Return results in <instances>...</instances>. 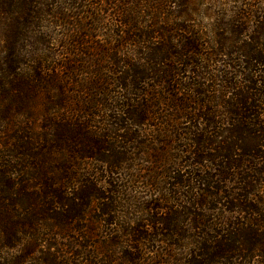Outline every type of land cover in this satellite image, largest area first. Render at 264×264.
Listing matches in <instances>:
<instances>
[{"label": "trees", "instance_id": "obj_1", "mask_svg": "<svg viewBox=\"0 0 264 264\" xmlns=\"http://www.w3.org/2000/svg\"><path fill=\"white\" fill-rule=\"evenodd\" d=\"M63 1L0 0V128L4 130L0 132V264L63 263L53 243L59 233L73 234L65 249L72 257L84 258L82 264H94L95 256L103 257L104 264H114L105 254L119 247L132 251L122 263L135 264L142 260L136 253L150 244L156 249L155 262L149 264H264V218L257 223L250 219L258 213L250 201L264 186V171L256 168L261 152L253 148H264V10L259 8L263 4L232 0L238 5L231 13L234 19L217 27L224 33L211 46L205 48L200 35L191 36L183 27L175 31L184 35L170 36L163 49L154 46L155 41H163L158 31L137 34L135 21L124 18L123 10L133 2L107 0L114 2L115 10L122 5L115 12L121 20L112 38L117 44L107 50L105 62L100 60L107 63L98 68L100 82H91L89 88L86 81L73 82L80 88L75 94L85 95L89 89L97 94V114L90 111L91 118L84 119L78 109L66 111L72 105L69 96L40 102V94L56 83L50 74L57 70L45 68V59L31 51L48 43L42 32L32 39L33 28L41 27L49 12L57 24L74 21L71 28L77 31L66 33L65 47L67 55L76 58L87 55L78 47L91 38V29L80 32L88 29L82 21L100 22L98 12L79 13L75 0ZM62 3L67 5L64 10L72 8L71 16L62 13ZM188 3L175 2L180 14L188 13ZM250 23L249 36L242 39L247 29L240 27ZM173 42L179 43L178 48ZM125 48L132 49L127 56ZM80 61L74 59L63 67L79 77L72 65ZM105 73L113 79H104ZM112 89L120 95L111 96ZM168 89L178 93L170 94ZM22 116L25 123L20 126ZM180 124L191 125L179 128ZM151 146L165 149L155 152L159 157H149ZM213 152L216 157L210 160L208 153ZM135 162L151 167L149 176H138L145 188L166 196L141 208L142 219L132 222L126 234L118 231V236L110 234L106 242L91 246L97 232L93 219H103L105 228L117 219L116 200L96 189L102 183L95 179L94 166L111 180L105 189L112 195L121 193L110 189L115 176L128 169L145 170ZM85 169L90 170L87 178L78 173ZM231 170L240 172L228 174ZM231 183L239 186L234 189L240 193L237 196L224 190ZM214 200L231 205L224 209L229 216L243 218L240 228L234 227L239 221L208 223L206 213L213 210L208 202ZM96 205L100 214L89 220ZM88 222L90 226H84Z\"/></svg>", "mask_w": 264, "mask_h": 264}, {"label": "rangeland", "instance_id": "obj_2", "mask_svg": "<svg viewBox=\"0 0 264 264\" xmlns=\"http://www.w3.org/2000/svg\"><path fill=\"white\" fill-rule=\"evenodd\" d=\"M88 2L83 3L81 0H75V5L74 8L77 12L82 13V12H88L90 13H95L98 12V16L100 19V22L94 24L92 21L86 19L82 21V25L85 24L87 25L88 29H85L80 31L82 34H85L87 31L91 29L90 35L91 38L87 40H83L84 44L81 47H78L79 52L86 53L87 55L72 58L68 56V49H66V43H65V37L67 36L66 33L68 31L73 30L74 32L77 31L75 28L72 27V23L74 21H69L71 19H67V22H59L60 24L55 23L56 20L52 18V12H49L50 16L44 15L42 17L44 23L42 24L41 27L39 28H33L35 29V33L32 35V39H35L37 34L42 32L46 38L48 43L42 46H35V48L31 49V51H34V54L39 58V59H45L44 61V66L45 68L48 67L49 69H55L57 72H54V74H50L51 78H53V81L56 83H52L49 85V89L41 95L40 92V97L41 100L40 102L43 105V100L44 98H49L48 100L50 101L52 97H59L60 99H65L66 96H69L68 100L72 102L71 107H67L68 109L66 110L67 112H71L72 109L79 110L81 113L78 112V115L80 116H85L84 119L86 118H91L90 116V111H92L94 114H97L98 107H96L97 101V94L95 95V90L90 91L89 89L86 94H81L77 95L75 94V90H79L80 88H77L76 85L73 84L76 79L80 82L86 81L87 85L86 87L89 88V85L91 82H100L99 77H98V68L100 65L107 66V63H101L105 62V58L108 56L107 55V50L109 49H115V46L117 43L113 42L112 38L115 35L116 36V30H117V23L120 20L117 16H115V12L118 10H121V4L117 6V9L115 10L112 7V3H109L107 0H101V2H98V0H86ZM100 1V0H99ZM125 4H130V2H133L134 4L132 6L126 7L123 11L125 12V17L135 21L134 25L136 28V33L137 34H143L144 32H157V36L163 39H161L158 42H154L156 47L160 48H167V43L170 38V36H183V32H178L175 31L177 28H189L191 32V36L193 35H200V44H204L205 48L206 45L211 46L214 43L215 38H218L217 35L223 34L220 31H217V27L222 28L224 25L230 23V20L234 19L233 15L231 16V13L236 10L238 5L233 2L232 0H189L188 3V13L186 15L180 14L178 9L176 8V5L180 3V0H149L151 4L148 2L144 3L143 0H121ZM62 2H64L62 0ZM176 2V5H175ZM70 4V3H69ZM95 4V5H92ZM138 4H141V6L138 8ZM175 5V7L173 6ZM255 4L259 8H262L264 10V0H258ZM137 5V6H136ZM85 6V7H84ZM59 5L56 4V8H58ZM67 8V5L65 3H62V13L64 15H72L74 11H72V8H68V11L64 10ZM53 9V8H49ZM94 9V11H93ZM73 12V13H72ZM76 13V12H75ZM248 13H251L248 11ZM252 14H250L248 17V21L250 22L252 19L251 17ZM87 18V15H83V18ZM251 17V18H250ZM138 23V24H136ZM150 26H153L152 29H150ZM252 24H246L244 27H240V29H247L246 31V37H243L242 39L248 38L251 30H252ZM228 27V25H227ZM96 28V29H94ZM175 31V32H174ZM186 35V34H185ZM123 36V35H122ZM224 36L225 38H228L226 34L221 35ZM187 37V35H186ZM67 41V39H66ZM32 42V41H30ZM153 44V42H152ZM179 45L177 42H173L172 45H175V47ZM153 46V47H154ZM207 46V47H208ZM152 47V48H153ZM151 48V49H152ZM178 48V46H177ZM100 49L106 50V54H103L100 52ZM149 49L146 51L148 53L151 51ZM122 51V50H121ZM124 55L127 56L128 53L132 52L131 48H125L123 49ZM201 52L205 53V50L203 49ZM111 54V53H110ZM77 60L80 61L79 63L72 65L73 67H76L78 71L80 72L79 77H72L70 72L67 71V69H64V65H66L68 62L72 60ZM142 64V62L140 63ZM53 76V77H52ZM69 77L71 78L72 82L69 85V82H67L66 78ZM104 79L109 78L113 79V77L107 73L103 74L102 76ZM89 79V80H88ZM48 81V80H46ZM45 81V82H46ZM151 85V84H149ZM79 86V84H78ZM48 88V87H47ZM169 90L170 94H177L178 91L175 90ZM114 92H111V96H118L120 93L117 90H113ZM152 94V92H150ZM181 93V90L179 91ZM208 96L209 93L207 94ZM96 98V99H95ZM74 102H79V106L75 107L73 103ZM67 102V101H66ZM94 107V110H92ZM42 111L46 113V110L43 106H41ZM67 112L64 113V117L67 116ZM74 112V111H73ZM91 112V113H92ZM77 114V112H76ZM48 116V115H47ZM90 120V119H89ZM94 122V121H93ZM25 123V117L22 116L19 118L18 123L20 126ZM41 124V123H40ZM191 124H180L179 128H186L189 127ZM264 128V127H263ZM146 132H148V129H145ZM0 132H4L2 128H0ZM2 140L6 144H11V141H8L6 136H3ZM43 144V142H42ZM246 146H248L246 144ZM38 148L41 149L40 146ZM152 148V146L150 147ZM256 148L260 153L261 157L258 159L256 162V168L258 170H263L264 171V148ZM4 149V148H3ZM162 146H154L151 150L153 153L150 154L149 157H159V155H156L157 150H164ZM0 150L2 148L0 147ZM136 156L134 158H138V152L134 153ZM210 156V160L214 159L216 157V154L213 153H208ZM161 160L165 159V156L163 154L160 155ZM240 163V161H237ZM137 168H144L145 170L142 172H133L132 170L128 169L126 174L121 173L115 176V184L111 185L110 189L113 191L121 192L120 194L113 193L110 195L109 193H106V189L108 188V184L106 182L111 181L106 177L105 173L101 172V167L96 165L94 166L93 169L95 170V179L97 182H101L102 186H97L96 189L100 190L101 193L104 194V197H111L114 200H116V204L113 205L115 206V211H116V216L117 219H112V225L110 227H103L104 225L102 220H97L93 219V221L97 222V232L96 236L93 237L91 241V246L98 245L100 242H106L110 234L112 236H118V231L121 233V235L126 234L128 232V227L131 226L132 222H135L136 220L142 219V216L144 215L143 211L141 208H147V204L149 201L154 200L155 198L159 196H166L162 191H160L158 194L154 193L150 190H147L145 188V185H143V182L139 180V177L143 176H149L151 170L150 166H146L144 163L140 162H135L134 163ZM91 167V166H90ZM130 168V166H128ZM139 169H137L138 171ZM153 170V169H152ZM94 171V170H93ZM232 171L228 172V174H234V173H239ZM80 175H84L85 178H87L88 173H90V170H81L78 172ZM158 174H161L162 171H157ZM244 174H251L249 172H244ZM185 175V174H184ZM139 176V177H138ZM230 176V175H229ZM135 178L136 179L135 183L128 184L132 182ZM90 179V178H89ZM233 180V179H231ZM32 184V183H30ZM225 186V185H223ZM227 187L224 188L225 192L230 195H235L240 194L239 192H235L234 189L238 188L239 186L236 183H231L227 184ZM254 187H257V184L252 185ZM105 189V190H104ZM124 189V191H123ZM258 191L255 193L256 198L254 201H250V205L258 210V213L254 217H250V219H253L252 221L258 222L264 218V186L261 185L260 188H257ZM163 190V189H162ZM162 192V193H161ZM31 193V192H28ZM220 200H214L213 202H208V206L212 208V212L206 213L210 214L207 216L208 218L206 219L208 223L211 224H219V223H224V222H232V223H237L239 221L240 224H238V227L234 226L236 229L240 228L241 221L243 218L237 217L235 215L229 216L226 213V210L224 209L225 207H230L231 205L226 202L224 203H219ZM106 203V202H104ZM155 204H158L157 202ZM260 210V211H259ZM94 211V212H92ZM91 211V214L89 216V220L93 218L94 216L100 214L99 207L96 205L95 209ZM209 212V211H207ZM181 215V214H180ZM263 216V217H262ZM236 219V220H235ZM94 222V223H95ZM88 223H85L84 226H90ZM244 223V222H243ZM264 223L262 224V226ZM261 228V227H260ZM259 228V230H260ZM57 232V231H56ZM67 236V237H66ZM120 236V235H119ZM73 237V234L68 233L61 235V233L58 234L57 241L53 242L54 244L57 245L58 251H57V256L62 257L59 262H63L61 264H67L65 261L69 262L70 264H82L84 262V258H75L72 257L70 252H68L65 249V246L67 243L71 240L70 238ZM123 241V246H125V241L126 239H122ZM120 242V241H117ZM156 249L155 245H149L146 246L144 251L137 252L135 256H140L142 258L141 261L136 262L135 264H149L151 262H155V258H153V252ZM90 252H93L90 250ZM70 253V254H69ZM132 253L129 249H126V247H119L115 250V253H106L105 257H109L111 262L114 264H119L117 261L120 258V264L124 260L128 258V254ZM69 254V255H67ZM95 254V253H94ZM95 256V255H94ZM130 256V255H129ZM108 260V259H107ZM106 260V262H107ZM94 264H104L103 262V257L101 260L97 256H95L94 259H92Z\"/></svg>", "mask_w": 264, "mask_h": 264}]
</instances>
